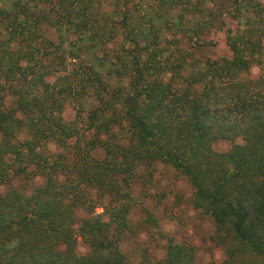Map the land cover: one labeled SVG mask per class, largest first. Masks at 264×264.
Listing matches in <instances>:
<instances>
[{
  "label": "trees",
  "instance_id": "16d2710c",
  "mask_svg": "<svg viewBox=\"0 0 264 264\" xmlns=\"http://www.w3.org/2000/svg\"><path fill=\"white\" fill-rule=\"evenodd\" d=\"M263 57V0H0V264H151L123 246L153 228L158 264H197L133 222L158 165L212 221V264H264Z\"/></svg>",
  "mask_w": 264,
  "mask_h": 264
},
{
  "label": "rangeland",
  "instance_id": "374dc122",
  "mask_svg": "<svg viewBox=\"0 0 264 264\" xmlns=\"http://www.w3.org/2000/svg\"><path fill=\"white\" fill-rule=\"evenodd\" d=\"M213 40L217 44L214 50L209 51L213 58L231 56V51L226 44L225 32L215 35ZM251 73L252 77L264 78V57L262 66L253 68ZM65 116L69 120L73 119L74 111L68 108ZM231 146L230 142L218 141L214 148L216 151L225 152ZM51 149L55 151V148L51 147ZM156 169L152 182L148 184L143 182L136 187L134 195L140 204L133 210V222H142L145 217L143 208H147L158 219L162 233L173 238L177 243L195 247L197 264L221 263L224 260V252L212 241L214 231L212 221L194 209L191 186L169 166L158 165ZM39 182L38 180L36 183ZM19 183L17 182V185ZM5 190L6 187H0V193ZM102 212L101 208L96 210L97 214ZM151 230V234L141 230L131 242L123 246L124 252L130 255L136 251L137 247L148 248L152 259L151 264H158L164 257L165 241L154 234L155 228ZM77 252L79 255H85L88 252L87 246L81 239H79Z\"/></svg>",
  "mask_w": 264,
  "mask_h": 264
}]
</instances>
